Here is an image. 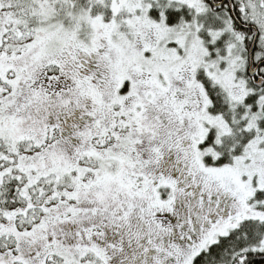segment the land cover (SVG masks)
<instances>
[{
	"label": "snow or ice",
	"instance_id": "obj_1",
	"mask_svg": "<svg viewBox=\"0 0 264 264\" xmlns=\"http://www.w3.org/2000/svg\"><path fill=\"white\" fill-rule=\"evenodd\" d=\"M0 264H264V0H0Z\"/></svg>",
	"mask_w": 264,
	"mask_h": 264
}]
</instances>
